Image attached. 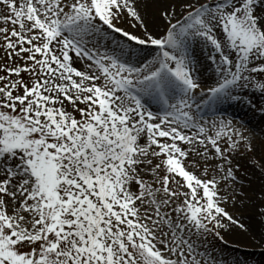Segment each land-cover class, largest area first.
<instances>
[{
  "label": "snow or ice",
  "instance_id": "obj_1",
  "mask_svg": "<svg viewBox=\"0 0 264 264\" xmlns=\"http://www.w3.org/2000/svg\"><path fill=\"white\" fill-rule=\"evenodd\" d=\"M257 99L264 0H0V264H235Z\"/></svg>",
  "mask_w": 264,
  "mask_h": 264
},
{
  "label": "rangeland",
  "instance_id": "obj_2",
  "mask_svg": "<svg viewBox=\"0 0 264 264\" xmlns=\"http://www.w3.org/2000/svg\"><path fill=\"white\" fill-rule=\"evenodd\" d=\"M256 103L264 104V101L257 99ZM244 106L247 104L242 103ZM249 107V106H248ZM252 111L257 112L259 108H250ZM227 117L232 119L234 123L237 125L243 124V114L239 113L236 116H232L226 113ZM258 124L263 125L264 128V121L261 119H256ZM247 129V127H244ZM248 130V129H247ZM254 135V143L256 145L264 144V139L259 137L257 133H253ZM256 158V157H253ZM241 165L240 171L238 175L242 178L243 183L245 184L246 188L249 189L254 182H258L256 193L259 197L263 198L264 193H261L260 188L264 185V178L261 177L259 171H253L251 168V160L247 156H243L239 160ZM254 172L258 173V176L254 178ZM230 210H232L230 208ZM242 217V221L248 227L247 232H242L240 230H234L233 233L229 236L226 235L225 239L228 240L229 244L225 248V255L229 258L230 261L235 262V264H264V216L256 215L253 216V219L257 221L259 224L258 232H254L252 227L247 224L245 220V212Z\"/></svg>",
  "mask_w": 264,
  "mask_h": 264
},
{
  "label": "bare ground",
  "instance_id": "obj_3",
  "mask_svg": "<svg viewBox=\"0 0 264 264\" xmlns=\"http://www.w3.org/2000/svg\"><path fill=\"white\" fill-rule=\"evenodd\" d=\"M231 106L224 105L223 107L227 110L229 109V113L233 114L232 110L230 109ZM235 112L243 114V116H242L243 117V124H242L243 127H247V129L252 134L255 132L259 135V137L264 139L263 125L258 124L256 122V119H261L264 121V114H262L260 110L257 112H254L251 109H249L248 105H246L244 107L241 106L240 110L238 108H236ZM254 174H255L254 178H256V176H258V173L254 172ZM257 185H258V182H254V179H253V184L248 189V193L252 197V200L248 201L249 205H251L253 203H258L259 200L262 199V197L260 198L259 195L256 193ZM263 198H264V196H263ZM245 214H246L245 220H246L247 224L252 227V230L254 232H258L257 226H259V224L257 223V221L255 219H253V216H256V215H252L251 212H249V211H246Z\"/></svg>",
  "mask_w": 264,
  "mask_h": 264
}]
</instances>
